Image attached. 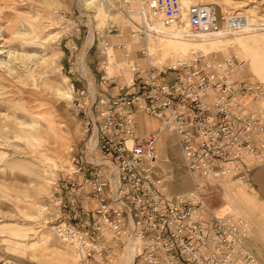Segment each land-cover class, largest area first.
<instances>
[{
	"label": "built area",
	"instance_id": "1",
	"mask_svg": "<svg viewBox=\"0 0 264 264\" xmlns=\"http://www.w3.org/2000/svg\"><path fill=\"white\" fill-rule=\"evenodd\" d=\"M142 1L144 23L133 37L147 60L150 39L166 35L165 29L186 25L196 39L236 31L230 26L236 16L220 15L211 4L185 13L180 0ZM96 61L98 79L76 72L70 79L73 115L89 140L82 151L71 148L70 164L45 201L46 211L59 213L45 221L55 236L85 264H117L132 245L138 249L133 264H264L249 244L250 221L219 214L201 183L169 195L174 173L159 153L161 139L174 137L195 178L247 181L264 163V116L253 108L264 100V83L242 77L246 62L237 57L201 56L177 66L141 69L137 62L132 84L119 83L112 94L115 79L103 73L108 62ZM80 80L85 88L78 87ZM141 116L156 120L157 129L141 134Z\"/></svg>",
	"mask_w": 264,
	"mask_h": 264
},
{
	"label": "rangeland",
	"instance_id": "2",
	"mask_svg": "<svg viewBox=\"0 0 264 264\" xmlns=\"http://www.w3.org/2000/svg\"><path fill=\"white\" fill-rule=\"evenodd\" d=\"M180 1L185 13L192 5L211 4L220 15H235L230 26L236 31L224 27L228 34L203 41L192 38L186 25L164 28L171 40L152 41L156 57L147 60L133 37L144 23L141 12L147 7L142 0H0V264H85L45 223L59 213L44 206L70 164L71 148L82 151L89 140L84 141L71 103L72 73L89 80L93 76L86 67L88 55L109 61L103 73L115 79L109 88L114 94L119 83L133 79L137 62L141 69L168 66L171 53L192 49L202 54L191 55L185 63L204 55L214 61L237 57L246 62L242 77L264 83V0ZM253 108L264 116V100ZM51 124L55 130L50 133ZM164 151L160 145V156ZM173 156L171 196L188 193L199 182L214 208L225 204L229 194L236 198L247 183L195 178L184 168L178 147ZM132 247L133 260L126 250L117 264H133L138 249Z\"/></svg>",
	"mask_w": 264,
	"mask_h": 264
},
{
	"label": "crops",
	"instance_id": "3",
	"mask_svg": "<svg viewBox=\"0 0 264 264\" xmlns=\"http://www.w3.org/2000/svg\"><path fill=\"white\" fill-rule=\"evenodd\" d=\"M88 56L86 58L87 68L92 73L93 79H96L95 76L99 78L100 76L97 73L101 75V71L98 68L96 57L90 58ZM81 84L82 81L80 80L77 83L78 87L85 88L86 83ZM139 124L141 134L154 132L158 127V122L147 116H141ZM160 145L165 149L164 152L166 153L163 157L160 156L163 164H166L169 169H176V165L172 162L174 158L173 148L177 147L175 138L170 136L163 137L159 143V153ZM233 180L238 181L237 179ZM246 182L236 192V198H232L229 194L228 201L221 206L214 207V209L221 215L235 213L246 214L249 217L248 220L252 226L249 244L252 251L264 262V163L254 169Z\"/></svg>",
	"mask_w": 264,
	"mask_h": 264
},
{
	"label": "bare ground",
	"instance_id": "4",
	"mask_svg": "<svg viewBox=\"0 0 264 264\" xmlns=\"http://www.w3.org/2000/svg\"><path fill=\"white\" fill-rule=\"evenodd\" d=\"M258 1V0H257ZM264 7V6H263ZM188 27V26H187ZM183 28H185V26L183 27ZM217 37H208V36H205L204 38H202L201 40H206V41H211V40H214V39H216ZM163 39H165V40H171L170 38H168V36H166V35H164V36H162V37H159V38H157V39H150V42H149V52H150V55L152 56V60H154L155 59V57L156 56H154L153 54H152V51H151V42L152 41H156V40H163ZM197 40V39H196ZM201 50V49H200ZM199 49L197 50V49H192V51H190V53H188V51H179V52H174V53H171L170 54V59H171V62H170V64H168V66H177V65H179V64H183L186 60H188L189 59V57L191 56V55H195L197 52H200L201 54H202V52L200 51ZM205 56V55H204ZM108 60V59H107ZM108 63H109V61H108ZM110 65V64H109ZM118 65V67L121 65V64H117ZM108 68H109V66H108ZM135 71V68H133V72ZM109 77H111L110 76V74H109ZM134 78V77H133ZM127 84H132V82H133V79L131 80V81H129V82H127V81H125ZM7 129V128H6ZM54 130H55V127H53V124H51V126H50V133H51V131H53L54 132ZM91 148H92V150H94L95 149V140L92 142V145H91ZM134 248L132 247V246H129V248L127 249V251H128V257H129V259L130 260H133V252H135L134 250H133Z\"/></svg>",
	"mask_w": 264,
	"mask_h": 264
}]
</instances>
